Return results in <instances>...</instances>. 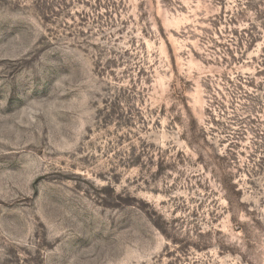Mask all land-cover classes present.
I'll use <instances>...</instances> for the list:
<instances>
[{
    "label": "rangeland",
    "instance_id": "obj_1",
    "mask_svg": "<svg viewBox=\"0 0 264 264\" xmlns=\"http://www.w3.org/2000/svg\"><path fill=\"white\" fill-rule=\"evenodd\" d=\"M0 264H264V0H0Z\"/></svg>",
    "mask_w": 264,
    "mask_h": 264
}]
</instances>
